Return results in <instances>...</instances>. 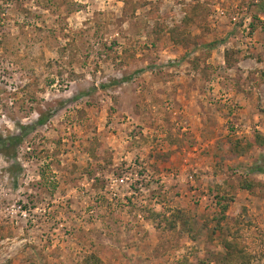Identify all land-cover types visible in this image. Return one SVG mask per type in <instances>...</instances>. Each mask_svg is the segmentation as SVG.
Here are the masks:
<instances>
[{"label": "rangeland", "instance_id": "374dc122", "mask_svg": "<svg viewBox=\"0 0 264 264\" xmlns=\"http://www.w3.org/2000/svg\"><path fill=\"white\" fill-rule=\"evenodd\" d=\"M7 136L0 264H264V0H0Z\"/></svg>", "mask_w": 264, "mask_h": 264}, {"label": "trees", "instance_id": "16d2710c", "mask_svg": "<svg viewBox=\"0 0 264 264\" xmlns=\"http://www.w3.org/2000/svg\"><path fill=\"white\" fill-rule=\"evenodd\" d=\"M262 75V74H261ZM43 118H39V119H37V123L38 124H41V123H43ZM258 140L260 139L259 137H256ZM257 139H256V141H257ZM20 140V136H7L5 139H2L1 140V142H0V145L1 146H5V147H7V146H11V147H13L16 143H18V141ZM169 140L171 141L170 143H173V142H176V140H177V138H175V139H172V138H169ZM250 140H251V138L249 139H244L243 141L245 142V143H249L250 142ZM261 140V139H260ZM262 142H263V139L261 140ZM259 142L258 143V145H261L262 144V142ZM7 142V144H5ZM251 143V142H250ZM257 143V142H256ZM248 147H249V145H251V144H246ZM238 153H240V152H238ZM236 154V153H235ZM248 171H250V172H252V173H254V172H257V173H264V166H260V165H255V166H252V167H250V168H248ZM251 184H242V187H246V188H249V187H251L250 186Z\"/></svg>", "mask_w": 264, "mask_h": 264}, {"label": "crops", "instance_id": "0c3cea01", "mask_svg": "<svg viewBox=\"0 0 264 264\" xmlns=\"http://www.w3.org/2000/svg\"><path fill=\"white\" fill-rule=\"evenodd\" d=\"M197 91V94H199V91ZM240 91V90H239ZM194 93V90H189V93L188 94H191V93ZM243 93V92H241ZM199 98V97H198ZM197 109V112L195 113L194 115V120H197L198 124L199 125H205L207 123V119H206V114H204L203 112L200 111V107L197 105L196 107ZM179 114L182 112V110H176ZM200 111V112H199ZM185 111H183L182 113H184ZM173 113H176V112H173ZM178 114V115H179ZM182 115V114H181ZM180 115V118H179V122H177V124L179 125H184V123L187 125L188 124V121H187V118H182L183 116ZM175 119H178L177 117ZM193 120V121H194ZM169 138H172V139H175V138H182V136L180 137L178 134H173V136L169 137ZM197 151V150H196ZM238 153H236L235 155H237Z\"/></svg>", "mask_w": 264, "mask_h": 264}]
</instances>
